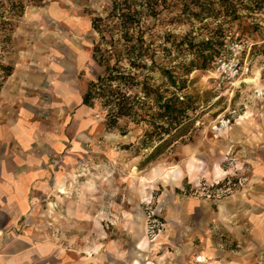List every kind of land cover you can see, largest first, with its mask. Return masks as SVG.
<instances>
[{
	"label": "rangeland",
	"instance_id": "1",
	"mask_svg": "<svg viewBox=\"0 0 264 264\" xmlns=\"http://www.w3.org/2000/svg\"><path fill=\"white\" fill-rule=\"evenodd\" d=\"M112 1L27 0L25 7L22 0L21 10H13L10 0H0V64L13 67L25 61V22L31 13L58 10L104 18ZM235 2L241 8L239 17L224 25L220 57L207 60L204 70L192 69L182 77L181 92L190 109L187 118L175 129L156 120L164 131L148 124L158 111L146 101L137 112L148 122L138 116L121 117L107 129L110 107L96 100L93 121L101 130L79 134L77 146L63 149L62 159L54 165L59 174H50L45 183L51 190L39 196L40 206L29 215L36 220L32 229L64 248L85 246L86 220L93 217L109 223L111 236L127 241L140 233L152 245L173 217L222 218L243 226L254 244L259 241L254 226L264 219V0ZM172 17L150 21L155 65L147 61L151 70H144L146 78H138L158 89L164 100L175 89L162 70L176 75L180 64L188 65L194 58L196 46L222 39L216 35L217 22L181 24L170 21ZM92 34L94 49L101 40L94 30ZM183 38L191 44L176 46ZM232 44L239 48L247 72L228 81L219 75L218 61L231 59ZM103 74V66L92 58L85 75L88 83ZM10 77L3 81L0 72V94L7 91ZM137 97L145 102L141 93ZM257 245L255 264H264V245Z\"/></svg>",
	"mask_w": 264,
	"mask_h": 264
},
{
	"label": "crops",
	"instance_id": "2",
	"mask_svg": "<svg viewBox=\"0 0 264 264\" xmlns=\"http://www.w3.org/2000/svg\"><path fill=\"white\" fill-rule=\"evenodd\" d=\"M92 32L90 18L67 11L26 18L25 61L13 65L8 89L0 94V264H191L196 256L208 264H255L253 248L264 245V219L250 224L259 236L256 244L243 226L222 218L173 217L152 245L140 233L127 241L111 236L109 223L93 217L86 220L85 246L64 248L31 228L36 220L29 215L51 190L45 183L59 174L54 165L63 149L77 146L79 134L102 127L82 103Z\"/></svg>",
	"mask_w": 264,
	"mask_h": 264
},
{
	"label": "trees",
	"instance_id": "3",
	"mask_svg": "<svg viewBox=\"0 0 264 264\" xmlns=\"http://www.w3.org/2000/svg\"><path fill=\"white\" fill-rule=\"evenodd\" d=\"M26 2L27 0L25 7ZM10 4L13 10L17 7L21 10L23 7L22 0H10ZM239 9L241 8L235 0H113L104 18L91 19V27L99 34L101 40L93 49V58L98 65L103 66L104 74L96 81L88 83L82 98L83 105L93 108V103L100 100L104 107H110L111 119L106 126L110 129L121 117L134 119L138 116L144 120V116L137 111L143 109L139 105L144 106L146 101H150L157 109L158 116L144 121L157 126L156 120H159L171 128H177L187 118L190 110L185 103L186 96L181 92L185 81L182 77L190 74L192 69L204 70L207 60L220 57L226 37L224 25L239 17ZM167 14H173L170 21L181 24L189 21L202 23L207 19L217 22L216 35L222 39H211L202 45V48L196 46L192 52L194 58L188 65L180 64V72L176 75L162 70V76L175 89L171 96L164 100L158 89L148 87L144 81L139 82L138 78H146L144 70H151L147 68V61L151 66L155 65L154 50L151 48L153 41L149 34L150 21L159 20ZM115 33L118 34L116 39ZM184 43L191 44L183 38L176 46ZM101 44L104 46L102 51L99 48ZM205 51L209 54H204ZM0 72L4 81L12 74L13 67L0 64ZM1 87L0 82V90ZM139 93L143 95L145 102L136 101ZM157 127L164 130L163 126Z\"/></svg>",
	"mask_w": 264,
	"mask_h": 264
},
{
	"label": "built area",
	"instance_id": "4",
	"mask_svg": "<svg viewBox=\"0 0 264 264\" xmlns=\"http://www.w3.org/2000/svg\"><path fill=\"white\" fill-rule=\"evenodd\" d=\"M229 51L231 52V59H220L218 61V72L222 79L231 81L246 73L247 68L245 69L242 66L241 52L236 45L232 44ZM191 264H208V262L200 256H196Z\"/></svg>",
	"mask_w": 264,
	"mask_h": 264
}]
</instances>
